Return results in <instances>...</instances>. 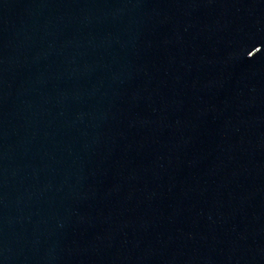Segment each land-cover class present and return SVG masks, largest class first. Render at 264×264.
I'll list each match as a JSON object with an SVG mask.
<instances>
[{"label":"water","instance_id":"water-1","mask_svg":"<svg viewBox=\"0 0 264 264\" xmlns=\"http://www.w3.org/2000/svg\"><path fill=\"white\" fill-rule=\"evenodd\" d=\"M0 264H264V0H0Z\"/></svg>","mask_w":264,"mask_h":264}]
</instances>
